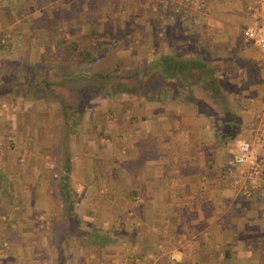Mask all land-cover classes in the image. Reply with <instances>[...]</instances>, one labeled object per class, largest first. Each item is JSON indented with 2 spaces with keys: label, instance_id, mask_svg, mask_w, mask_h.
Here are the masks:
<instances>
[{
  "label": "rangeland",
  "instance_id": "374dc122",
  "mask_svg": "<svg viewBox=\"0 0 264 264\" xmlns=\"http://www.w3.org/2000/svg\"><path fill=\"white\" fill-rule=\"evenodd\" d=\"M22 2L27 4L25 10L28 12H41L43 8L48 19L45 20L40 13L20 15L8 5L6 11H14L15 17L0 16V31L3 29L4 36L10 34L12 38L10 53L4 60V52L0 51V193L5 195L0 199V210L4 209L6 214L0 216V264H52L58 251L87 255L89 250L98 248L104 237L105 245L110 242L113 247L111 251L113 249L118 253L122 249L124 253H129L128 256L126 254L129 258L123 257L124 264H140V259L131 253L135 254L136 251L130 240L131 235L129 237L127 233H122L119 226L115 228V222L119 219L131 221L128 200L125 195L111 194L113 186H102V181L112 168L109 164L111 157L116 156L114 162L117 164V157L120 156L121 165L133 167V164L125 161L127 159H123L129 152L126 142L131 138L129 134H133L141 108L145 110L147 103L133 93L116 91L111 97L94 95L88 104L77 110L74 108L76 100L83 92L70 97L60 92L71 106L66 120L68 135H64L65 153L61 156L59 137L64 125L59 98L47 95L44 86L35 83L41 77H46L48 82L59 79L56 73L58 65L50 61V54L55 50L49 48L56 37L82 38L79 40L92 42L96 49L99 48L93 71H83L86 76H92L95 71L106 74L105 79L109 75L112 80L125 76L120 72L117 74L116 71L120 69L113 63L110 69L105 65L103 50L107 46H115L114 55L122 59L127 68L139 70L138 67L151 64L154 57L150 50L151 36L139 33L143 30L141 26L149 27L151 7L154 6L152 0H72L66 4L64 0ZM37 18L41 22L44 19V24L38 25ZM45 42H49L48 45ZM23 66L26 72L20 71ZM31 67L29 83L30 80L26 82L24 75ZM163 71L150 65L149 75L147 73L146 76H150L152 83H158L159 79V84L153 87L161 85V74H165ZM93 81L95 86L98 85V80ZM126 82L133 83L134 78ZM77 84L80 83L77 81ZM51 90L58 92L59 88L53 85ZM108 109L111 111L108 112ZM250 123L256 124L255 127L230 133L233 138L229 141L231 145L226 149L228 153L225 159H230L234 154L238 139L254 142L259 138L261 146L255 150L257 166L254 171L230 168L223 174L222 182L227 186L225 189L234 194L233 202L238 205H246L248 200L264 205V119L256 117ZM121 136L125 138L124 141H121ZM90 168L94 169L93 176ZM127 184L129 182L125 181L120 185L123 188ZM247 186L256 189L255 195L242 199L240 193L247 194L243 193ZM86 210L87 216L84 214ZM189 219L195 220L193 214L189 215ZM85 220L90 223L87 224ZM135 220L139 225L132 223L134 229L129 227V230L141 240L144 233L149 231L140 219ZM104 221H107L105 225ZM87 226L94 240L80 245L85 241L81 235ZM215 237L217 242H221L225 236L216 234ZM95 240L99 244L94 243ZM105 245L100 247V254L108 252ZM215 246L209 247L208 257L212 262L207 264H217L220 253L226 249L229 256L225 263L233 264L230 247ZM178 248H182L180 244L167 248L159 245L158 252L163 254V263L168 262V252L169 255L178 256ZM256 252L263 258V263L264 249ZM191 256L190 253L192 260ZM173 258L170 263L175 260ZM158 263L161 264L160 261Z\"/></svg>",
  "mask_w": 264,
  "mask_h": 264
},
{
  "label": "crops",
  "instance_id": "0c3cea01",
  "mask_svg": "<svg viewBox=\"0 0 264 264\" xmlns=\"http://www.w3.org/2000/svg\"><path fill=\"white\" fill-rule=\"evenodd\" d=\"M251 2L152 0L149 27L141 26L139 34L151 36L154 69L161 72L166 67L170 71L161 77L164 83L158 94L152 93L151 101L144 100L146 108H141L133 134H129V152L123 159L133 167L121 165L120 156L117 165L116 156L111 157L112 168L102 181V186H113L111 194L124 195L134 189L142 198L136 219L149 232L141 240L129 230L135 219L115 222V228L119 226L122 233L131 235L136 250L131 253L140 259V264H207L212 262L208 256L213 245L230 247L233 264H264L256 252L264 249V205L251 200L238 205L233 202L234 194L225 189L227 186H220V168L233 138L230 133L254 128L256 124L250 123L253 118L264 119V57L242 34L251 19ZM260 8L264 14V0ZM88 31L86 28V35ZM172 69L176 71L170 75ZM146 138L154 141V150L151 157L142 158L144 151L139 142ZM206 153L210 154L207 162ZM207 164L212 166L213 174L208 175ZM89 172L93 176L94 169ZM125 181L129 185L122 188L120 184ZM193 196L197 197L195 202ZM209 204L214 206L213 215L204 229L186 233L197 225L195 220L202 218L203 205ZM84 214L87 216L88 210ZM192 214L194 221L189 219ZM82 234L85 241L80 245L94 240L89 227ZM216 234L225 237L217 242ZM104 240L105 237L98 242L104 246ZM108 243V252L101 254L104 264H124L123 257L129 253L122 249L112 252ZM161 244L166 248L180 244L182 248L176 250V257L166 253L168 262L163 263V254L158 252ZM172 258L176 263H170ZM218 259L217 264H229L222 252Z\"/></svg>",
  "mask_w": 264,
  "mask_h": 264
},
{
  "label": "trees",
  "instance_id": "16d2710c",
  "mask_svg": "<svg viewBox=\"0 0 264 264\" xmlns=\"http://www.w3.org/2000/svg\"><path fill=\"white\" fill-rule=\"evenodd\" d=\"M10 1V2H9ZM72 0H64V4L71 2ZM21 2V3H20ZM10 6L13 10H16L17 13L20 15H27L33 16L37 13V15L43 14V18L46 20L48 19L46 16V13L43 12V8L41 9V12L36 11H26L25 9L27 8V4L25 5L22 0H0V16L6 15L7 17H12L14 18V11L11 12L10 10L6 11V6ZM40 11V10H39ZM43 12V13H42ZM14 13V14H13ZM36 15V17H37ZM44 19L42 22L37 18V23H41L40 25L44 24ZM56 41L51 42L50 45H53L52 47H49L51 49H54L55 51L50 54L51 58L50 61L52 63H56L58 65V69L56 70V73H58L59 79L53 82H48L46 77H41L39 80L36 81L35 84H42L46 90L47 95H52V97L59 98V104H60V112H61V117H62V122H63V133L59 137V146L61 147V156L65 153L64 150V139L65 136L68 135L67 130V124L68 122L67 117H68V110L71 106L70 104L65 102V98L63 94L60 95V92H64L67 94V96H71L74 93L79 94L80 92H83V94H79V99L76 100L77 103L75 104V107L77 110L81 107L83 108L85 104H88L89 101L95 97L94 95H99V96H107L111 97L112 94H114L116 91H123V92H130L133 93L137 96L142 97L145 101H151L152 93L158 94V87H153L154 83H152V79L150 76H146L148 73L149 75V70H150V65L151 64H146L144 66L138 67L139 70L134 69L133 67H125L123 60L119 59L116 57L115 51L116 48L115 46H107L103 52H104V59H106L105 65L107 66L108 69L113 66H117L120 70H117V74L120 72V74H123L125 76H121L120 80H112L113 78L109 75L106 79L105 77L107 76L104 73H100L95 71L92 76H86L84 74V70H88V72H92L94 69L95 61H96V55L98 54L96 49L97 46L92 45V42H83L79 39L82 38H77L75 40L68 37H56ZM12 38L10 37V34L7 36H4L3 34V29L0 31V51L4 52V57L3 60L9 55L10 53V47L12 46ZM60 39V40H59ZM49 43V42H48ZM48 43L45 42V45H48ZM44 44V43H43ZM45 47V46H44ZM117 47V45H116ZM46 52V51H45ZM51 52V51H50ZM114 56V57H113ZM113 57V60L111 59ZM2 60V61H3ZM26 69L24 66L23 68L20 69V71H23ZM32 69L29 68V72L24 75L25 81H29L31 83V76L32 72H30ZM179 69V68H178ZM164 73L166 74H161V76L166 77L167 73L166 71H170L166 67L163 69ZM176 71V69H172L171 72L169 73L170 75H173V73ZM23 72H26L25 70ZM146 76V77H145ZM134 78L133 83H127L126 80L130 78ZM147 78V80H146ZM152 78H155L154 76ZM119 79V78H118ZM125 79V80H124ZM162 78H160L161 81ZM99 81L97 83L98 85L95 86L94 81ZM159 80V79H158ZM77 81L80 84H77ZM121 81V82H120ZM75 84L74 86H71L70 84ZM5 84V82L3 83ZM1 84V85H3ZM163 85V83H160ZM57 85L59 88L58 92H53L52 86ZM157 85V84H156ZM122 86V88H121ZM62 90V91H61ZM101 92V93H100ZM75 95V94H74ZM97 97V96H96ZM109 110V109H108ZM66 128V129H65ZM65 135V136H64ZM147 139V140H146ZM144 141L139 142L140 147L142 148L144 152L141 153L142 158H148L152 156V152L154 150V141H152L150 138H146ZM54 149V148H53ZM52 155V153H50ZM205 160L206 162L210 160V154L206 153L205 154ZM229 159H225L224 163L222 164V167L220 168V174L223 176L228 169H233L231 165L228 164ZM211 165L207 164L205 165V168L207 169L208 175L213 172L211 171ZM221 187L226 186L225 183L221 182L220 183ZM247 194H242L240 193V198L246 199L248 197L253 198L256 192V189H254L251 186H247L246 191H243V193ZM125 198L128 200L129 204V209L131 210V219H136V209L138 204V200L142 199L140 195L136 194V191L134 189H131L127 191L125 194ZM245 195V196H244ZM5 198V195L0 193V199ZM194 202L196 201V196H193L192 199ZM140 202V201H139ZM67 205V203H66ZM210 205V204H209ZM203 205L202 213V218L198 220L196 223L197 225L195 227H191L190 229L186 230V233H194L198 232L200 229H204L206 223L208 222V218H210L213 214H211V210L214 208L212 205ZM67 207V206H66ZM24 207L20 208L21 210ZM64 209V208H63ZM64 211V210H63ZM66 212L65 214H67ZM3 215L5 216V210L1 209L0 210V216ZM133 215V216H132ZM136 225H139V222L137 224V220H135ZM195 225V224H194ZM96 244H99L96 240ZM100 247H102V244H99L98 248L95 247L96 249L90 250L87 255H82L80 253H71L67 251H58L57 254L53 258V263L52 264H104L105 261L102 258V255L100 254L101 250ZM155 247V246H154ZM136 248V247H135ZM146 249V248H145ZM137 253V252H136ZM223 254V259H227L229 256L228 249L224 250L222 252ZM127 257V256H126ZM129 258V257H127ZM129 260V259H128ZM2 262V261H1ZM159 264V263H158Z\"/></svg>",
  "mask_w": 264,
  "mask_h": 264
},
{
  "label": "built area",
  "instance_id": "2783aa9c",
  "mask_svg": "<svg viewBox=\"0 0 264 264\" xmlns=\"http://www.w3.org/2000/svg\"><path fill=\"white\" fill-rule=\"evenodd\" d=\"M261 0H252L248 6L250 13V22L243 29V36L246 40L253 42L261 55L264 57V14L260 8ZM259 138L254 142L247 139H238L236 141V149L228 164L238 170L249 168L255 170L257 163L255 158L256 147L259 144Z\"/></svg>",
  "mask_w": 264,
  "mask_h": 264
}]
</instances>
